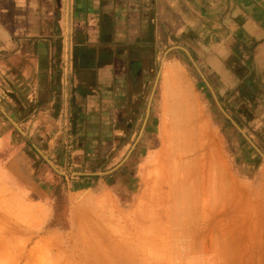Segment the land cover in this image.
<instances>
[{
    "label": "crops",
    "instance_id": "1",
    "mask_svg": "<svg viewBox=\"0 0 264 264\" xmlns=\"http://www.w3.org/2000/svg\"><path fill=\"white\" fill-rule=\"evenodd\" d=\"M189 61L205 107L218 110L224 151L216 132L201 136L194 94L190 111L173 96L163 105L164 69ZM157 91L160 112L181 137L218 146L205 150L202 166L192 159L183 180L168 184L161 176L158 188L148 177L157 155L148 149ZM165 122L159 166L168 156ZM0 124H20L23 140L34 137L35 164H24L17 149L14 162L0 160V186L14 190L16 206L30 207L33 234L45 220L40 206L49 204L40 196L49 186L37 178L62 177L70 226L44 227L37 240L56 237L61 260L73 259L66 237L84 210L97 224L126 222L127 238L138 244L130 242L119 261L153 264L158 247V264H264V0H0ZM10 132L0 133L2 151ZM98 132L104 152L118 158L112 179L61 160ZM108 232L102 241L114 238ZM33 239L25 261L35 264Z\"/></svg>",
    "mask_w": 264,
    "mask_h": 264
},
{
    "label": "rangeland",
    "instance_id": "2",
    "mask_svg": "<svg viewBox=\"0 0 264 264\" xmlns=\"http://www.w3.org/2000/svg\"><path fill=\"white\" fill-rule=\"evenodd\" d=\"M190 65L191 61H189L187 66L184 67L183 65H181L180 67L184 71L186 80L190 84V87L194 94L195 105L198 109L197 120H202L205 122L204 128L200 132L202 133L201 136L213 138V134L216 132V142H218L222 146L220 147L222 150L224 148L227 149V142L220 141V131L216 129L215 125V119L218 118V110L214 108L208 109L205 107V101L203 100V98H200L199 92L196 88L197 85L194 87L191 82L194 78L192 79L190 75V73L192 72V68L190 67ZM155 97H157V100L155 101L157 104L155 113L157 115L154 117V124L151 128L152 140L149 143L148 148L150 149L151 154L156 153L157 155H160L164 154V152L166 151L164 150V144L161 141L159 132V128L163 121H166V127L168 128L169 132L166 139V149L168 152V156L164 159V164L159 166V161H154L157 155L148 163L153 167L149 169L150 173L148 177L157 178H155L154 181H157L155 186L158 188L160 186L159 184L161 180L159 179L161 176H167V180L166 177L164 179L167 182L165 181L164 183L168 184H175L177 178L183 180L186 177L187 171H189L190 166L193 165L192 159H198L199 165L202 166L206 163V159L204 157L205 150L207 148H212L217 151L216 148L218 146L214 148L213 140L212 144H209L204 140H198V142H189L188 139L181 137V131H178L176 128L171 126L169 116H165L163 112H160V109L158 108L160 102L158 91ZM209 112L215 117L213 118L214 123L209 118ZM22 128L23 127L20 124H0V133L5 131V129H7L9 132L11 131V139L9 140V145L2 147L4 151L0 149V160L5 162L6 160L10 159L11 162H14V156L13 158H10V156L14 154L12 153V151L14 149H17L20 151L19 154H21V152L25 153L24 158L26 161H24V164L31 166V164H35V152L31 148V143L33 142L35 144V141L33 140L34 137H32V135H28V133H26L27 136H30L29 138H31L32 140H23L25 138H23L21 132H25V128ZM191 129L194 130L193 127ZM31 130L32 126L28 129V131L30 132ZM87 137L89 136L86 135L84 138H82V142H80L79 144L80 148H77L75 150V145H72L71 152L75 153H73V156L68 157L67 160L62 158V162L63 160L67 162L71 161L70 166L72 168H79L81 166L87 167V170L89 171H98L95 174V177H102L103 175H106L107 177L110 175L109 177L110 179H112L113 175L116 173L115 170H113V165L117 163L118 158L112 157L110 155V152H104L107 149L106 147L108 146V144L105 141H101L102 133L98 132L94 140H87ZM75 154H78L80 156H75ZM27 155L28 157H26ZM104 159H107V162H104V164H102ZM106 169H111V171H109V173L101 174L100 171ZM64 175H67L68 180H72L76 178L77 174L66 172L64 173ZM95 177L93 179H95ZM137 180L138 178H136V182ZM37 181H39L41 187L45 185L49 186L48 188L42 187L43 189L40 190V196L43 197L44 203L48 202L49 204L40 206L39 213H41V215L45 217V220L43 221V223H41L43 225L39 223L35 226V234L31 232L32 220L27 219L30 214V207L27 205L16 206V195L14 190L10 188L4 189L3 186H0V264H32L31 262L25 261V255L27 249L31 247L33 243V236H35V251H39V253H36L39 259L35 260V264H133V261H131V259H126L127 257L124 258L125 260H118V256H123V253L128 252V247L130 248L133 246L130 245V242H132L133 244H135L136 242V244H138L137 239L134 240V238H127L128 236H126V222L120 223L116 219L114 227L111 226V223L106 221L104 222V225L97 224L95 214L93 213L92 216L89 217L87 216L86 212H84V210L81 213L78 211L75 212V216L73 215L74 226L70 227V230L67 233V246L70 248L72 253L71 256L73 258L71 262L61 260L58 253L54 254L55 251L57 252L59 250L58 246L60 242L57 241L56 237L53 238L51 242H37L39 236L42 234V232H44V227H47L49 225H56L57 227L68 228L71 221L70 218L68 219L67 217V201L65 195L66 189H64L62 186L63 181L61 175L56 171H53L52 174H49V178H37ZM158 208L159 207L157 205H154L153 210ZM143 215L144 211L141 209L139 217L143 218ZM36 218L37 210L35 209V224L39 222ZM140 225L142 226V221L141 224H137L139 228ZM155 225L158 226V223ZM102 230H104V232L109 231L107 234H111L112 236H114V238L106 237L107 239L105 241H102V237L104 235L102 233ZM153 240H158V237L153 238ZM98 252H101V254H104V256L106 257L104 262L102 260H97L96 254ZM135 252L137 253L139 252V250L135 249ZM112 253L116 255L117 259L112 258V256H114L112 255ZM152 255L153 264H158L160 258L158 247H156L155 250L153 249Z\"/></svg>",
    "mask_w": 264,
    "mask_h": 264
},
{
    "label": "bare ground",
    "instance_id": "3",
    "mask_svg": "<svg viewBox=\"0 0 264 264\" xmlns=\"http://www.w3.org/2000/svg\"><path fill=\"white\" fill-rule=\"evenodd\" d=\"M179 68L180 67L170 64L163 71V105L164 107L167 103L169 105L173 96L174 98L177 97L178 101L185 106L184 110L190 111V104L193 102V93L184 72ZM180 113L182 114V112Z\"/></svg>",
    "mask_w": 264,
    "mask_h": 264
}]
</instances>
